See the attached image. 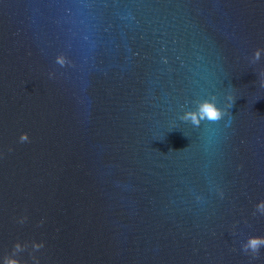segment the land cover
<instances>
[{
	"label": "water",
	"instance_id": "water-1",
	"mask_svg": "<svg viewBox=\"0 0 264 264\" xmlns=\"http://www.w3.org/2000/svg\"><path fill=\"white\" fill-rule=\"evenodd\" d=\"M257 48L264 0H0V264H264Z\"/></svg>",
	"mask_w": 264,
	"mask_h": 264
},
{
	"label": "clouds",
	"instance_id": "clouds-1",
	"mask_svg": "<svg viewBox=\"0 0 264 264\" xmlns=\"http://www.w3.org/2000/svg\"><path fill=\"white\" fill-rule=\"evenodd\" d=\"M264 52V49L257 48L254 50L251 60V63H256L260 60L261 53ZM55 62L63 67L66 64V58L63 55H58L55 58ZM51 73L49 76L51 77ZM259 86L264 88V72L259 73ZM227 103L223 108L217 106V97L215 95L210 96L207 99L195 100L193 103L196 105L194 110H185L181 116H179V120L183 122H189L193 126L198 127L201 121H210V122H218L225 115H231L228 111L234 105L235 98L232 94H228L226 96ZM18 141L20 143L29 142V136L27 133H21L19 135ZM11 151V149H9ZM171 151V150H170ZM222 195V194H221ZM258 213L260 216H264V200H261L255 205L254 215ZM27 220V217H21L18 220L19 224H24ZM43 223V221H41ZM264 246V236H249L244 243L241 244V251L250 256L252 259H258L260 256V249ZM29 247L27 242L20 243L16 242L12 246V250L9 254H6L3 257V264H27V261H22L19 259V255L25 252ZM44 248V242H31V252H29V257L32 260V264H40L39 259L33 254L35 252L40 251Z\"/></svg>",
	"mask_w": 264,
	"mask_h": 264
}]
</instances>
